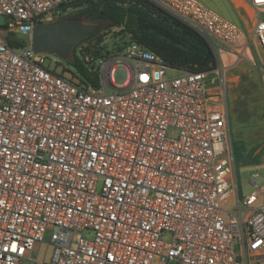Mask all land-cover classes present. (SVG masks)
I'll use <instances>...</instances> for the list:
<instances>
[{
	"label": "built area",
	"instance_id": "built-area-1",
	"mask_svg": "<svg viewBox=\"0 0 264 264\" xmlns=\"http://www.w3.org/2000/svg\"><path fill=\"white\" fill-rule=\"evenodd\" d=\"M67 1L0 0V264H264V175L239 198L226 98L239 26L199 0H149L215 64L171 67L126 40L84 86L31 48L34 24ZM245 1L264 63V0Z\"/></svg>",
	"mask_w": 264,
	"mask_h": 264
},
{
	"label": "rangeland",
	"instance_id": "rangeland-1",
	"mask_svg": "<svg viewBox=\"0 0 264 264\" xmlns=\"http://www.w3.org/2000/svg\"><path fill=\"white\" fill-rule=\"evenodd\" d=\"M199 1L213 8L222 16L233 20L240 28V38L236 44L238 46L245 45L243 49L228 52L225 55L227 57L225 60L223 57L228 85L226 98L233 142L237 192L239 198H242L252 190L249 183L252 173L256 171L264 175V63L251 33L254 14L252 9L242 0L237 4L234 0ZM226 1L230 2V9ZM241 2L249 8L252 13L251 16ZM76 10V8L70 7L65 14L75 13ZM230 10V15H226ZM7 21L8 17L0 16V25ZM120 32V28L103 30L101 45H106L111 51L117 43L126 41L127 36L124 33L118 35ZM14 36L22 43L26 41V37L18 32H15ZM91 42L85 41L81 46L84 47ZM61 62L58 64L51 63L50 67L65 78L71 79V73L62 70L63 64ZM168 74L172 75L175 72L169 71ZM115 76L118 81H123L127 77L125 68L119 67ZM230 202L231 198L228 199L226 205H229Z\"/></svg>",
	"mask_w": 264,
	"mask_h": 264
},
{
	"label": "trees",
	"instance_id": "trees-1",
	"mask_svg": "<svg viewBox=\"0 0 264 264\" xmlns=\"http://www.w3.org/2000/svg\"><path fill=\"white\" fill-rule=\"evenodd\" d=\"M68 6L77 10L66 15L106 23L103 29L75 45L70 61L61 62L62 70L69 71L71 79L77 84L98 86L96 60L108 52L106 45H101L102 31L111 28H120L118 35L124 33L127 36L125 40L145 45L171 67L203 71L215 64L210 45L199 33L149 0H71ZM85 41L92 42L82 47ZM9 43L18 44L12 39ZM189 46L195 50H190Z\"/></svg>",
	"mask_w": 264,
	"mask_h": 264
},
{
	"label": "water",
	"instance_id": "water-1",
	"mask_svg": "<svg viewBox=\"0 0 264 264\" xmlns=\"http://www.w3.org/2000/svg\"><path fill=\"white\" fill-rule=\"evenodd\" d=\"M68 3L60 4L63 9ZM105 22L86 20L78 15H64L48 22H36L32 29L31 48L35 52L55 54L63 61L74 56V47L86 37L97 33ZM190 50H195L189 46Z\"/></svg>",
	"mask_w": 264,
	"mask_h": 264
},
{
	"label": "crops",
	"instance_id": "crops-1",
	"mask_svg": "<svg viewBox=\"0 0 264 264\" xmlns=\"http://www.w3.org/2000/svg\"><path fill=\"white\" fill-rule=\"evenodd\" d=\"M242 1H244L245 3H246V1L245 0H242ZM227 2V4H228V8L230 9V6L229 5H231V4H229L230 2L229 1H226ZM247 4V3H246ZM248 5V4H247ZM249 6V5H248ZM247 9H248V13H249V15L251 16V11L249 10V8L247 7V6H245ZM250 7V6H249ZM251 9H252V11H253V14H254V9L252 8V7H250ZM262 10L264 11V7L262 8ZM216 11V10H215ZM219 13V12H218ZM230 13H231V10L229 11V13L228 14H226V15H230ZM220 14V13H219ZM221 15V14H220ZM263 15V17H264V13L262 14ZM222 16V15H221ZM222 17H224V16H222ZM253 17V16H252ZM224 18H226V17H224ZM226 19H228V18H226ZM228 20H230V19H228ZM230 21H232V22H234L233 20H230ZM235 23V22H234ZM255 40V39H254ZM256 41V40H255ZM256 45H257V42H256ZM242 46V45H241ZM258 47V46H257ZM259 50V49H258ZM227 57L226 56H224V60L226 59ZM225 66V65H224ZM226 81H227V79H226ZM227 88H228V85H227Z\"/></svg>",
	"mask_w": 264,
	"mask_h": 264
},
{
	"label": "flooded vegetation",
	"instance_id": "flooded-vegetation-1",
	"mask_svg": "<svg viewBox=\"0 0 264 264\" xmlns=\"http://www.w3.org/2000/svg\"><path fill=\"white\" fill-rule=\"evenodd\" d=\"M69 8H70L69 6H66V7H64L63 9H61V10H62V14H65L66 11H67ZM65 15H66V14H65Z\"/></svg>",
	"mask_w": 264,
	"mask_h": 264
},
{
	"label": "bare ground",
	"instance_id": "bare-ground-1",
	"mask_svg": "<svg viewBox=\"0 0 264 264\" xmlns=\"http://www.w3.org/2000/svg\"><path fill=\"white\" fill-rule=\"evenodd\" d=\"M240 0H234L235 4H237ZM242 3V2H241ZM243 4V3H242ZM244 5V4H243ZM245 6V5H244Z\"/></svg>",
	"mask_w": 264,
	"mask_h": 264
}]
</instances>
